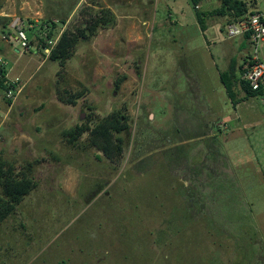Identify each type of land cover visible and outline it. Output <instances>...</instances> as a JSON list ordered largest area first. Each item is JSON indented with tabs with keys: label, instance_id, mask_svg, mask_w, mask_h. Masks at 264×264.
Listing matches in <instances>:
<instances>
[{
	"label": "rangeland",
	"instance_id": "374dc122",
	"mask_svg": "<svg viewBox=\"0 0 264 264\" xmlns=\"http://www.w3.org/2000/svg\"><path fill=\"white\" fill-rule=\"evenodd\" d=\"M218 1L199 9L202 31L191 0H0L1 68L22 88L15 101L0 88V154L36 182L0 225V264H264V136L221 83L249 60ZM108 6L116 25L60 70L41 40ZM113 110L128 118L118 164L87 132L62 137Z\"/></svg>",
	"mask_w": 264,
	"mask_h": 264
},
{
	"label": "trees",
	"instance_id": "16d2710c",
	"mask_svg": "<svg viewBox=\"0 0 264 264\" xmlns=\"http://www.w3.org/2000/svg\"><path fill=\"white\" fill-rule=\"evenodd\" d=\"M202 1L191 0L195 8ZM222 2L224 11H232L236 17H243L253 13L251 9L257 6L258 0H222ZM197 17L201 27L204 28L202 14L197 12ZM116 22L117 19L112 10L103 7L89 15L88 19L80 27L67 25L55 45L46 44L43 40H41V43L50 52L48 58L53 62H57L61 70H63L82 43L93 40L100 30L113 28ZM48 36L52 38V33H48ZM244 66L245 64L238 68L233 61L226 70L220 73L221 83L228 97L235 104L240 102L235 92L237 86L243 89L247 98L258 97L263 94L261 91L252 90L247 82L242 80L241 74ZM241 70L242 73L239 74ZM5 71L6 68L3 69L0 65V73L3 74V77H0V88L8 91L15 86L5 77ZM8 103L10 104V101ZM69 103L72 104V101L70 100ZM127 121V116L121 110H113L105 118L95 122L93 125L85 123L64 131L62 137L67 142L74 143L87 132L89 134V142L103 153L111 163L116 165L121 161L124 154L123 143L117 136L127 131ZM35 187L36 182L28 175H15L14 169L6 164L0 154V225L15 213L17 206Z\"/></svg>",
	"mask_w": 264,
	"mask_h": 264
},
{
	"label": "built area",
	"instance_id": "2783aa9c",
	"mask_svg": "<svg viewBox=\"0 0 264 264\" xmlns=\"http://www.w3.org/2000/svg\"><path fill=\"white\" fill-rule=\"evenodd\" d=\"M226 32L229 39L239 37L249 38L254 49V55L244 66L242 80L247 82L252 90L261 91L264 96V61L259 56L260 47L264 44V9L242 18L234 19L231 23L227 24ZM14 40L23 50L29 47L27 34L21 27H18V32L14 35ZM47 51L49 52V50ZM0 61V65L4 66V62L2 60ZM0 77H3L2 73H0ZM18 82L19 79L12 82L15 87H11L7 91V96L12 101H15L22 91Z\"/></svg>",
	"mask_w": 264,
	"mask_h": 264
},
{
	"label": "crops",
	"instance_id": "0c3cea01",
	"mask_svg": "<svg viewBox=\"0 0 264 264\" xmlns=\"http://www.w3.org/2000/svg\"><path fill=\"white\" fill-rule=\"evenodd\" d=\"M205 1H208V0H203L202 2H200L198 4V7H196V8L193 6L195 11H196V18H197L198 24H200V25H201V23L198 20L197 12L201 13L202 17H204V15L207 13L206 11L205 12H203L202 10H201L202 12L199 11V9H203V2H205ZM218 2H222V0H220ZM222 6H223V2L221 3L220 9H219V13H220L221 16H227V24L231 23L236 18H242V17H236L234 12H232V11H230V12L224 11ZM108 8H110L113 11V13H115V9L112 6H108ZM261 10H263V9H258V7L256 6L255 8L251 9V12L255 13V12H258V11H261ZM223 11L226 12V13H224ZM115 16H116V14H115ZM245 16H247V15H245ZM227 24L224 27V33L226 31ZM202 31H206V29L202 28ZM239 38L241 39V43H240V47H239V52L241 53L240 56L246 57V59L251 60V58H252L251 54L250 53L245 54L247 46L250 48V50L253 49L249 38L248 37H239ZM245 45H246V47H245ZM15 51L18 52V50H15ZM253 51H254V49H253ZM239 72H240L239 74H241L242 70L239 71ZM242 74H241V78H242ZM219 77H220V73H219ZM258 97H262L261 101H262V105L264 106V96L261 95V96H258ZM258 97H251V98L245 97L244 99H242L239 102L238 107H237V110H238V108L240 107L241 104L246 103V102L248 103V109H247V111L245 113L246 120H247V125H248V128H250L252 130L253 137H255L257 140L260 137V135L264 136V112H262V110L257 106V104L252 101V99H257ZM65 104L67 105V102ZM263 164H261V166H263Z\"/></svg>",
	"mask_w": 264,
	"mask_h": 264
}]
</instances>
